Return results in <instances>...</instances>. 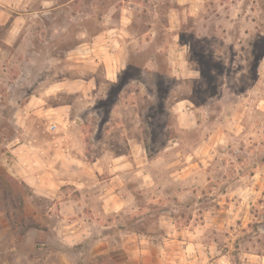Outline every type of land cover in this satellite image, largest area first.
I'll list each match as a JSON object with an SVG mask.
<instances>
[{
	"label": "rangeland",
	"instance_id": "1",
	"mask_svg": "<svg viewBox=\"0 0 264 264\" xmlns=\"http://www.w3.org/2000/svg\"><path fill=\"white\" fill-rule=\"evenodd\" d=\"M50 5L5 48L0 85L12 88L2 128L19 129L15 102L65 85L75 90L86 161L119 163L137 149V162L124 160L147 173L131 170L127 209L81 221L89 238L74 244L57 236L65 223L51 201L24 190L14 247L1 235L0 261L264 264V0Z\"/></svg>",
	"mask_w": 264,
	"mask_h": 264
},
{
	"label": "crops",
	"instance_id": "2",
	"mask_svg": "<svg viewBox=\"0 0 264 264\" xmlns=\"http://www.w3.org/2000/svg\"><path fill=\"white\" fill-rule=\"evenodd\" d=\"M52 2L0 0V67L5 48H13L30 27L32 18L45 12ZM11 88L12 85H0V107H7L3 91L9 92ZM74 94L75 90L65 85H41L36 95L15 102L17 110L11 123L20 126L16 134L7 135L0 118V177L10 176L25 184L33 195L51 201L49 212L65 223L57 230V236L66 244L89 238L82 230L81 221H87L85 227L94 226L104 218L125 211L130 200L128 175L131 170L138 176L147 173L143 164L134 166L133 162L124 160L132 156L137 162L143 156L142 150L137 149L132 150V155H120L119 163L86 161V145L73 126L77 118L73 112ZM66 187L80 193L77 200L63 195ZM11 230L0 212V237L10 234V250L14 247ZM139 249L134 247L131 253L143 252ZM0 264L5 263L0 261Z\"/></svg>",
	"mask_w": 264,
	"mask_h": 264
},
{
	"label": "trees",
	"instance_id": "3",
	"mask_svg": "<svg viewBox=\"0 0 264 264\" xmlns=\"http://www.w3.org/2000/svg\"><path fill=\"white\" fill-rule=\"evenodd\" d=\"M26 189L25 184L10 176L0 177V212L13 229L17 226V212H25Z\"/></svg>",
	"mask_w": 264,
	"mask_h": 264
}]
</instances>
